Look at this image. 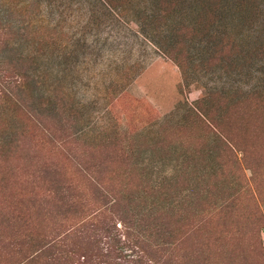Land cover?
I'll use <instances>...</instances> for the list:
<instances>
[{"label":"rangeland","instance_id":"1","mask_svg":"<svg viewBox=\"0 0 264 264\" xmlns=\"http://www.w3.org/2000/svg\"><path fill=\"white\" fill-rule=\"evenodd\" d=\"M218 1L215 10L198 0L155 6L146 0H0V67L7 77L34 68L44 53L46 65L69 76L49 79V89L40 85L44 91L22 78L15 104L0 91V264L30 250L29 236L32 242L60 239L71 249L84 244L80 203L96 192L83 168L116 193L137 196L147 178L142 160L148 165L146 158L156 160L165 150L172 157L174 148L195 150L198 163L216 167L206 157L211 144L204 131L180 121L185 107L210 97L221 115L227 101L264 91V0ZM165 49L183 60L185 78ZM243 138L261 181L250 182L247 165L230 166L233 157L215 149L223 167L208 173L202 194L209 201L201 203L238 189L242 196L229 218L198 222L179 246V264H264V229L257 235L264 226V125ZM231 177L238 178L233 187ZM16 215L27 225L12 219ZM173 221L171 229H178L186 220ZM123 253L144 256L137 249Z\"/></svg>","mask_w":264,"mask_h":264},{"label":"trees","instance_id":"2","mask_svg":"<svg viewBox=\"0 0 264 264\" xmlns=\"http://www.w3.org/2000/svg\"><path fill=\"white\" fill-rule=\"evenodd\" d=\"M198 1L202 8L211 7L215 10L219 3L218 0ZM159 2L160 0H146L145 4L155 6ZM244 3L246 0H241L242 6ZM18 44L20 48L27 46V44ZM164 51L185 78L186 70L180 56L174 50ZM45 54L35 58L34 68H29L19 75L15 74L13 80L9 78L10 76L7 77L9 71L0 67V91L6 101L15 104L17 92L23 84L30 83L29 85L34 86L36 90L44 91L40 85L45 87L49 79L59 81L64 80L66 76L69 79L65 70L59 68L54 70L50 65H46L50 55ZM10 75L13 76L12 72ZM22 78L27 79L23 84ZM19 81L21 84L18 86ZM16 87L17 89H14ZM44 89L49 88L46 86ZM47 92L49 91L45 90V93ZM42 95L47 97V100H52V96H44V92ZM209 99L203 98L193 107L186 105L187 108L185 107L180 121L187 123L191 120V125L204 131L211 144L206 157L216 161V167L198 163L195 150L174 148L178 150L177 152L174 150V153H177L175 157L170 156L173 154L171 151L165 150L156 160L146 158L148 165L144 162L145 159L142 160L141 171L147 178L139 194L130 195L131 197L109 189L103 181L88 174L89 168H83L84 174L89 176V184L96 192L95 199H91L89 203L85 202L86 204L80 203V239H83L84 244L80 245V248L71 249L60 239L45 241L38 238L37 241L32 242L34 240L29 236L30 250L25 252L19 250V260L14 255L10 257V261L2 264H73L74 257H76L75 264H179V258L176 257L179 246L195 231L198 222L201 223L205 218L213 216L220 219L229 218L242 196L243 191L238 189L231 194L211 199V205L206 206L201 203L205 200L209 201L207 197L203 198L202 194L206 193L209 187L208 173L212 170L215 172L222 170L223 167L221 154L215 149L223 150L233 157L234 162L230 166H238V162L247 165L250 182L255 184L262 179L259 165L256 161L250 160L251 146L245 142L243 135L248 134L252 127L260 130L264 125V91H256L234 102L227 101L226 106L223 107L224 113L221 115H217L215 110L217 105L209 104ZM231 179V187H233L238 178L231 177ZM190 215L192 219L200 220L197 222L189 220ZM175 218L177 222L186 221L180 228L171 229ZM12 219L16 220L20 217L16 215ZM191 221L193 223L187 230L181 232ZM27 223L26 217L22 216L19 224L26 226ZM262 229L264 226L257 229V235ZM102 238L106 240L105 248L100 245ZM134 249L144 256L139 254L135 257L130 256V259L123 253L125 250L133 252ZM148 250H154L159 256H152ZM10 252L16 254L13 250Z\"/></svg>","mask_w":264,"mask_h":264}]
</instances>
